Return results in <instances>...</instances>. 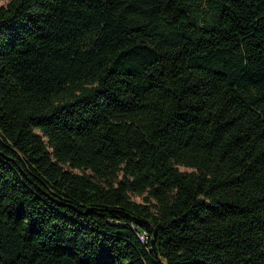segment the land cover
<instances>
[{"label":"trees","instance_id":"trees-1","mask_svg":"<svg viewBox=\"0 0 264 264\" xmlns=\"http://www.w3.org/2000/svg\"><path fill=\"white\" fill-rule=\"evenodd\" d=\"M0 264H264V0L0 6Z\"/></svg>","mask_w":264,"mask_h":264},{"label":"rangeland","instance_id":"rangeland-1","mask_svg":"<svg viewBox=\"0 0 264 264\" xmlns=\"http://www.w3.org/2000/svg\"><path fill=\"white\" fill-rule=\"evenodd\" d=\"M7 3H8V0H0V6L6 5ZM180 169L183 171H190L188 168H185V167H180ZM133 198L137 201H141L140 197H133Z\"/></svg>","mask_w":264,"mask_h":264}]
</instances>
